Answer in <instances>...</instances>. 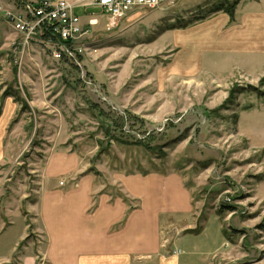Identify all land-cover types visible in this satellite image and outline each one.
Wrapping results in <instances>:
<instances>
[{"label": "rangeland", "instance_id": "374dc122", "mask_svg": "<svg viewBox=\"0 0 264 264\" xmlns=\"http://www.w3.org/2000/svg\"><path fill=\"white\" fill-rule=\"evenodd\" d=\"M16 1L0 0V229L13 224L8 235L25 220L23 244L36 242L29 209L44 163L62 153L78 169L55 181L67 188L90 175L93 195H124L111 182L118 173H179L196 227L212 215L224 229L233 258L218 264H264V57L204 50L215 37L211 16L260 0H178L113 28L88 8L98 23L60 59L8 24ZM176 234L162 229L169 255Z\"/></svg>", "mask_w": 264, "mask_h": 264}, {"label": "crops", "instance_id": "0c3cea01", "mask_svg": "<svg viewBox=\"0 0 264 264\" xmlns=\"http://www.w3.org/2000/svg\"><path fill=\"white\" fill-rule=\"evenodd\" d=\"M261 1H243L231 14L211 16L208 24L215 27V37L205 42L210 46L204 50L238 51L230 55L233 59L242 54L264 57V9L256 4ZM228 23L232 26L221 32ZM75 161L74 155L53 153L44 163L41 187L29 209L36 242L23 244L25 220L8 235L13 224L0 229V238H6L0 242V264H218L233 258L217 218L209 215L196 227L192 195L179 173H118L111 182L121 186L124 195L101 192L102 185L93 195L96 186L90 175L83 174L67 188L55 181L78 169ZM186 218L187 226L178 234ZM162 229L176 231L171 248L178 253L164 250Z\"/></svg>", "mask_w": 264, "mask_h": 264}, {"label": "built area", "instance_id": "2783aa9c", "mask_svg": "<svg viewBox=\"0 0 264 264\" xmlns=\"http://www.w3.org/2000/svg\"><path fill=\"white\" fill-rule=\"evenodd\" d=\"M175 1L178 0H87L78 4L68 0H17L5 10L4 17L23 37L24 44L43 42L49 54L60 59L73 53L74 44H81L98 23L97 18L87 12L88 8L97 9L105 17L108 28H113L132 12L158 8ZM78 8L86 13L87 21L79 14ZM176 252L179 250L173 251Z\"/></svg>", "mask_w": 264, "mask_h": 264}, {"label": "trees", "instance_id": "16d2710c", "mask_svg": "<svg viewBox=\"0 0 264 264\" xmlns=\"http://www.w3.org/2000/svg\"><path fill=\"white\" fill-rule=\"evenodd\" d=\"M18 1H19V0H18ZM234 8H235V5L232 6V7H230L229 9H227V10H225V11L231 14L232 11L234 10Z\"/></svg>", "mask_w": 264, "mask_h": 264}, {"label": "water", "instance_id": "95a60500", "mask_svg": "<svg viewBox=\"0 0 264 264\" xmlns=\"http://www.w3.org/2000/svg\"><path fill=\"white\" fill-rule=\"evenodd\" d=\"M248 86H250V85H248Z\"/></svg>", "mask_w": 264, "mask_h": 264}]
</instances>
